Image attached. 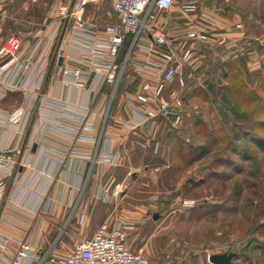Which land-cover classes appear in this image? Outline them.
I'll return each mask as SVG.
<instances>
[{
    "label": "rangeland",
    "instance_id": "obj_1",
    "mask_svg": "<svg viewBox=\"0 0 264 264\" xmlns=\"http://www.w3.org/2000/svg\"><path fill=\"white\" fill-rule=\"evenodd\" d=\"M55 2L0 0V45L17 32L27 37L35 27L44 30ZM82 2L88 25L102 29L117 23L109 1ZM247 9L250 31L256 32L253 22L259 18L264 34V2L249 0ZM59 43L58 37L51 66ZM258 50V61L249 59L258 62L257 69L240 61L224 78L214 68L218 60L210 59L214 75L190 76L185 85L175 78L158 96L156 103L169 101L181 120L160 115L151 135L137 132L131 155H122L113 179L102 186L112 197L109 203L93 201L87 186L88 232L122 217L134 225L129 240L151 264H211L209 255L228 252L238 254L233 264H264V149L252 142L264 140V42ZM128 74L122 88L130 85ZM132 80L134 87L139 80L135 75ZM108 93L110 103L115 101L111 88ZM140 99L147 102L148 96ZM76 220L51 233V241H62L61 253L77 242Z\"/></svg>",
    "mask_w": 264,
    "mask_h": 264
},
{
    "label": "crops",
    "instance_id": "obj_2",
    "mask_svg": "<svg viewBox=\"0 0 264 264\" xmlns=\"http://www.w3.org/2000/svg\"><path fill=\"white\" fill-rule=\"evenodd\" d=\"M175 1L176 4L169 11H154L156 26L168 36V43L158 46L157 50L170 52L178 62V71L173 80L159 90L162 74L145 68L147 54L136 49L128 61L123 77L128 74L129 69L133 76L132 73L128 74V81L132 82L134 75L139 81L134 87L130 82V85L122 88V77L114 96L115 101L111 105L109 86L102 89L96 103L92 104L90 79L87 87L78 91L62 84L56 74V64L51 66L53 50H50L49 38L57 23V16L51 12V8L43 24L45 29L35 27L31 35L24 38V45L28 49L38 46L39 59L50 55L45 64L48 75L41 90L44 101L37 102L38 107L34 108L21 138L17 131L23 126L25 114L34 103L35 93L17 89L9 92L0 103V144L3 147L18 148L14 154L18 160L14 175L0 181V234L6 236L5 246L0 247V264H7L14 256L20 240H27L37 249H53L61 253L58 246L62 241L59 238L51 241V233L55 228L61 230L62 223L72 226L74 218L77 219L75 222L78 221L75 223L76 231L73 232L77 242L95 234L101 224L92 233L85 229L90 199L84 190L90 184L93 201L109 203L112 200L111 198L106 202L97 199L99 188L113 179L116 169L121 166L122 155H131L137 132L151 135L154 131L149 133L148 126L133 130L126 127V123L138 120L155 109L159 103H156L158 96L166 91L175 78H179L185 85L190 76L211 75L214 68L225 78V74L237 68L240 61L257 69L258 62L252 65L249 59H259V45L264 42L259 24L263 26V21L256 18L253 22L257 26L256 32L250 31L247 9L249 0ZM182 4H194L196 10L184 11L180 8ZM84 10L82 4L76 14L77 17H82L84 27L104 34L106 26L98 29L85 22ZM0 11L4 15V5H0ZM113 13L115 14L114 9ZM115 16L117 18L116 14ZM76 24L77 21L70 18L63 25L68 44L74 43L70 34ZM191 31L204 34L206 39L191 38ZM142 39L147 41L149 36H142ZM187 49H191L193 55L188 61H184L183 54ZM61 54L63 57L64 53ZM210 59L218 60V65L209 67L207 61ZM63 63L67 64V61L63 59ZM140 94L148 96V101L141 100ZM130 97L135 99V105L129 102ZM60 98L67 101L65 103H74V109L70 106L63 107L54 100ZM86 109L91 110L94 128L85 131L84 138L77 139V115L79 110ZM12 114H21L20 122L12 124L6 121L4 125L6 115ZM109 157H113L114 162L102 161ZM125 221L130 225L129 232L134 225ZM128 245L139 251L138 246L129 240V235Z\"/></svg>",
    "mask_w": 264,
    "mask_h": 264
},
{
    "label": "built area",
    "instance_id": "obj_3",
    "mask_svg": "<svg viewBox=\"0 0 264 264\" xmlns=\"http://www.w3.org/2000/svg\"><path fill=\"white\" fill-rule=\"evenodd\" d=\"M117 15L118 22L105 27L104 34L85 28L81 16H76L82 7V0H56L51 11L57 16V23L53 28V34L49 38L50 50L56 48V40L60 38L57 54L53 57L56 64V74L62 84L69 89L78 91L87 87L91 80L89 90L92 104L96 103L99 93L105 86L113 90L112 99L116 94L118 84L123 77L126 66L132 53L138 49L147 54L145 68L162 74V83L159 90L165 84L171 82L178 71V62L173 54L163 50H157L158 46L168 43V36L156 26L154 11H169L175 4V0H107ZM76 4V5H75ZM184 11L196 10L194 4H182ZM74 18L77 21L71 39L73 44H68L66 29L63 25L67 19ZM27 32H17L4 40L0 45V103L2 99L12 91L23 89L34 92V103L30 106L23 119V126L18 128V136L25 133L27 122L32 116L34 108L39 101H44L41 94L44 81L48 75L46 62L49 54L39 59L38 46L28 49L24 45V37ZM31 35V33H29ZM142 36H149L147 41ZM191 38L205 40L204 34L198 31L189 32ZM132 41L128 53L123 56L124 44L128 38ZM52 52V55H53ZM61 52H63V57ZM51 55V59H52ZM193 55L191 49L183 54V60L188 61ZM60 57L67 61L58 65ZM29 78V79H28ZM24 80H27L26 82ZM25 82V83H24ZM57 103L74 109V103H65L63 98L54 99ZM132 105L135 99L128 98ZM112 103V102H111ZM110 103V105H111ZM174 118L176 122L181 116L175 111L167 100H160L155 109L150 110L138 120L126 123V127L136 129L140 126H148L151 133L158 117ZM107 116V115H106ZM21 114L6 115L8 123L20 122ZM79 128L75 138H84L85 131L92 130L94 124L91 121V110H79L77 115ZM19 124V123H18ZM18 148L3 147L0 144V181L3 182L14 175L18 166L15 153ZM104 163L114 162L113 157L102 160ZM111 195L102 186L97 193V199L109 201ZM130 225L122 218L108 219L104 221L95 234L89 238L79 240L72 250L67 253H59L53 249L42 250L32 246L27 240L18 241V248L14 256L7 264H151L149 258L141 251L133 250L128 245V230ZM6 236L0 234V247H4Z\"/></svg>",
    "mask_w": 264,
    "mask_h": 264
},
{
    "label": "water",
    "instance_id": "obj_4",
    "mask_svg": "<svg viewBox=\"0 0 264 264\" xmlns=\"http://www.w3.org/2000/svg\"><path fill=\"white\" fill-rule=\"evenodd\" d=\"M63 58L60 57L58 64L61 65ZM155 219L158 217L154 216ZM238 254L234 252L228 253H214L209 255L208 260L211 264H233L234 258H237Z\"/></svg>",
    "mask_w": 264,
    "mask_h": 264
},
{
    "label": "trees",
    "instance_id": "obj_5",
    "mask_svg": "<svg viewBox=\"0 0 264 264\" xmlns=\"http://www.w3.org/2000/svg\"><path fill=\"white\" fill-rule=\"evenodd\" d=\"M128 40V39H127ZM229 73V72H228ZM228 73L225 74V78L227 77ZM253 96H256L257 98V94L254 93ZM255 98V97H254ZM239 107V106H237ZM253 143H255L258 147L263 148L264 149V140H252Z\"/></svg>",
    "mask_w": 264,
    "mask_h": 264
}]
</instances>
